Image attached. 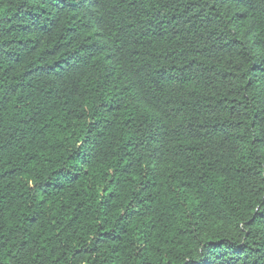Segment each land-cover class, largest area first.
<instances>
[{
  "label": "trees",
  "instance_id": "obj_1",
  "mask_svg": "<svg viewBox=\"0 0 264 264\" xmlns=\"http://www.w3.org/2000/svg\"><path fill=\"white\" fill-rule=\"evenodd\" d=\"M0 264H264V0H0Z\"/></svg>",
  "mask_w": 264,
  "mask_h": 264
}]
</instances>
